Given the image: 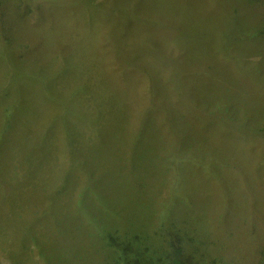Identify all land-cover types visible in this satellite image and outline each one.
<instances>
[{
	"label": "rangeland",
	"instance_id": "obj_1",
	"mask_svg": "<svg viewBox=\"0 0 264 264\" xmlns=\"http://www.w3.org/2000/svg\"><path fill=\"white\" fill-rule=\"evenodd\" d=\"M264 264V0H0V264Z\"/></svg>",
	"mask_w": 264,
	"mask_h": 264
},
{
	"label": "trees",
	"instance_id": "obj_2",
	"mask_svg": "<svg viewBox=\"0 0 264 264\" xmlns=\"http://www.w3.org/2000/svg\"><path fill=\"white\" fill-rule=\"evenodd\" d=\"M166 261L169 264H187L182 257V250L180 247H174L173 251L166 256Z\"/></svg>",
	"mask_w": 264,
	"mask_h": 264
}]
</instances>
